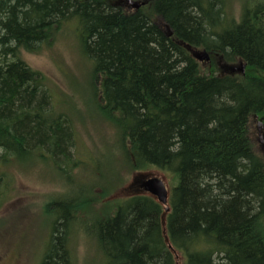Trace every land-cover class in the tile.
Returning <instances> with one entry per match:
<instances>
[{"label":"trees","instance_id":"16d2710c","mask_svg":"<svg viewBox=\"0 0 264 264\" xmlns=\"http://www.w3.org/2000/svg\"><path fill=\"white\" fill-rule=\"evenodd\" d=\"M134 1L144 4L0 0V205L17 164L51 162L60 175L82 164L50 78L23 58L74 24L123 170L169 172V210L134 182L91 219L99 199L83 184L45 203L53 220L40 264H77L78 221L101 264H264V155L252 123H264V0H239L238 14L227 0Z\"/></svg>","mask_w":264,"mask_h":264},{"label":"rangeland","instance_id":"374dc122","mask_svg":"<svg viewBox=\"0 0 264 264\" xmlns=\"http://www.w3.org/2000/svg\"><path fill=\"white\" fill-rule=\"evenodd\" d=\"M228 6L239 13V0H227ZM78 30L70 24L53 43L43 46L37 53H23V58L33 68L44 72L55 89L54 106L65 112L76 127L77 155L82 162L69 175L55 172L51 162L37 159L17 164L14 188L10 199L0 205V264H40L52 231L53 217L45 215L44 205L60 197L64 200L74 195V189L85 184L93 186L98 201L93 203L97 210L93 216L101 213L108 202L131 196L137 191L139 177L132 176L123 169V156L117 149L111 125L97 111L91 87V63L83 50ZM201 51V50H199ZM202 63L206 61H200ZM258 118H253V133L258 150L264 155L261 143H258ZM264 130V129H263ZM144 176H158L167 188H171L169 172L151 168ZM122 181L117 189V184ZM135 182V186L132 184ZM137 184V185H136ZM110 191V194H103ZM82 210H79L78 217ZM84 222H76L72 228L77 256V264H101L102 255L93 240H89ZM81 225V226H80ZM80 226V227H79ZM178 261H182L180 254Z\"/></svg>","mask_w":264,"mask_h":264},{"label":"water","instance_id":"95a60500","mask_svg":"<svg viewBox=\"0 0 264 264\" xmlns=\"http://www.w3.org/2000/svg\"><path fill=\"white\" fill-rule=\"evenodd\" d=\"M130 4L135 7L139 8L144 3H139L134 0H128ZM195 57L200 61H208L210 59L209 53L205 50L197 51L194 53ZM245 65L242 66V72L244 71ZM260 138L263 137L261 134V129H259ZM140 188L143 192L152 195L159 201L161 204L165 205L166 211L169 210V190L167 185L163 179L158 176H151V177H144L140 178L138 181Z\"/></svg>","mask_w":264,"mask_h":264},{"label":"flooded vegetation","instance_id":"af4514ba","mask_svg":"<svg viewBox=\"0 0 264 264\" xmlns=\"http://www.w3.org/2000/svg\"><path fill=\"white\" fill-rule=\"evenodd\" d=\"M259 129H261V134L263 135L262 138H260V132H259ZM264 123L263 124H260L259 127H258V137H257V140H258V143H261V147L262 149L264 150Z\"/></svg>","mask_w":264,"mask_h":264}]
</instances>
